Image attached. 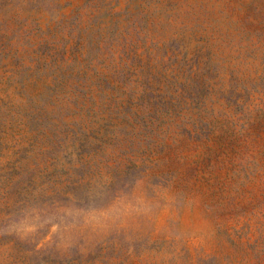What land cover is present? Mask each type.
I'll use <instances>...</instances> for the list:
<instances>
[{
	"label": "rangeland",
	"instance_id": "374dc122",
	"mask_svg": "<svg viewBox=\"0 0 264 264\" xmlns=\"http://www.w3.org/2000/svg\"><path fill=\"white\" fill-rule=\"evenodd\" d=\"M0 264H264V0H0Z\"/></svg>",
	"mask_w": 264,
	"mask_h": 264
}]
</instances>
